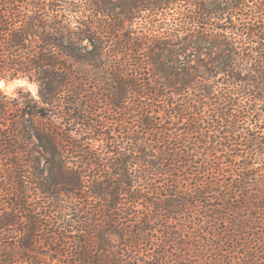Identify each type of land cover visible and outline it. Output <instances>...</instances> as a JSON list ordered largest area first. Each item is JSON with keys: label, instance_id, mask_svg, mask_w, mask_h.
Listing matches in <instances>:
<instances>
[{"label": "trees", "instance_id": "16d2710c", "mask_svg": "<svg viewBox=\"0 0 264 264\" xmlns=\"http://www.w3.org/2000/svg\"><path fill=\"white\" fill-rule=\"evenodd\" d=\"M182 2L187 12L173 18L169 33L152 43L134 41L130 63L116 65L102 60L103 49L95 38L90 54L73 46L71 23L63 12L70 10L71 1L0 0V75L4 71L12 78L20 72L36 76L41 102L55 105L58 123L48 130L36 121L30 127L17 122L21 129L13 128L15 140L35 136L36 147L50 154L52 184L41 188L53 199L44 203L43 218L37 217L32 202L28 204L34 195L28 187L27 198L14 201L13 207L30 217L22 221L11 213L0 217V234L7 240L0 237V264H29L33 254L41 252L40 232L52 234L49 245L65 239L67 248L73 246L57 251L60 264H264V248H239L264 245V154L257 153L264 145V0H134L132 5L139 14L157 15ZM28 8L34 15L26 20ZM146 60L150 72L140 73ZM90 63L95 80L109 85L106 98L120 111L121 124H126L128 112L135 118L133 158L121 150L111 151L112 156L105 153L111 148L109 139L102 145L105 151L94 150V143L103 141L107 132H101L100 118L92 120L87 114L89 101L97 99L87 93ZM75 70H82L83 79L75 84L78 90H71L65 83L70 82L69 75L77 77ZM152 79L159 90L149 83ZM131 88L136 97L126 104ZM65 92L70 94L60 105ZM43 105L29 113L46 117ZM2 115L0 111V119ZM247 122L254 129L236 135ZM60 124L68 133L60 130ZM235 144L248 152L237 154ZM198 153L205 174L200 186L185 193L194 202L178 193L164 199L153 196L157 200L146 204L149 212H140L133 226L128 219L132 213L127 212L132 205L120 197L142 199L144 190L153 189L154 175H165L155 173L152 165H163L168 157L167 161L173 159L169 164L173 170L179 155ZM139 162L147 165L138 170ZM172 173L167 175L176 181L178 176L173 179ZM124 214L128 216L122 218ZM123 219H128L131 232L122 238L127 239L125 246L157 248H118L110 229H121ZM225 244L233 248H216ZM34 260L31 263L42 264Z\"/></svg>", "mask_w": 264, "mask_h": 264}, {"label": "rangeland", "instance_id": "374dc122", "mask_svg": "<svg viewBox=\"0 0 264 264\" xmlns=\"http://www.w3.org/2000/svg\"><path fill=\"white\" fill-rule=\"evenodd\" d=\"M69 1H71L72 3L69 7L70 10H66L63 12L66 13L69 18L68 21H70L69 23H71L69 29L74 40L73 46L83 49L84 52L90 54L93 46L91 38H95V41L99 42L103 49L101 50L102 60L104 62L108 61L109 64H113L110 61L113 60L116 65H122L125 62L130 63L132 50L131 48L134 41L138 42L139 44H141L142 42L144 43V41L152 43L154 42V40L159 39L160 37H164L165 33H169L172 30L173 18L179 19L182 17L181 13L187 12L184 2L177 5L173 9L168 8L156 15L154 14V12L152 13L150 11H143L140 14L137 13L132 5L134 0ZM132 10H134L133 13ZM25 13L26 20L34 15L31 11V8H28ZM59 13L61 15L63 14L62 12ZM81 24H86L88 26L87 29L82 27ZM120 25L122 26L119 28ZM81 33H83L82 37L78 38L79 34ZM142 48H146L145 45H143ZM114 49L116 51V54L113 51ZM143 53L145 54L146 52L140 51L141 55H143ZM142 62L143 66L140 68V73L145 71L150 72L148 65H145L147 63V60ZM0 64H2L1 60ZM92 67H94L92 63L87 65L90 74H92L90 78L89 76L85 75L86 81H90L87 84L89 86L87 93L89 97L92 98L97 96V99H91L92 101H89L91 106L90 108H87V114L90 115V118L92 120L100 118L99 120L103 122L100 130L101 132H107V135L103 136L105 137L103 141L94 143V150L102 149L103 151H105V147L103 148L102 145L106 143L105 140L109 139V141L111 142V148L109 147V149H107L105 153L107 151L111 152L113 150H121L127 155H130L131 158H133V154L136 153V150L132 145V137L136 128H131V125L136 123L135 118H131L132 112H128V115L126 114V124H128L127 126L129 127V130L125 129L126 124H124L123 126L120 121V111L116 107H112L109 104L108 99L106 98L107 94L105 91L109 89V85L99 78L95 80L96 74L94 75ZM81 71H72V73L77 74L76 78L73 77V74L71 76L69 75L70 82L68 84L65 83V85L71 86V90L79 89L77 87L75 88V84L78 85L79 80L83 79V76L80 75ZM2 72L4 76L0 75V111L4 115H2L0 119V217H3L4 215L10 213L13 214L19 221L25 220L27 217H30L29 213L23 210H19V208L15 209V207H13V204L16 203L14 201L20 202L21 198H27L26 190L29 187L31 188V190H33L34 195H31V197L28 199V204L32 202V205H34V208H36V213H34L35 216L43 218L41 216V210L45 207L44 203L47 201V199H53V196L50 192H45L41 188L44 183L52 184L49 181L53 175V172L51 171L49 159H47L49 158L50 154L44 148L38 149L36 147V145L39 143L38 138H36L35 136L31 139L16 138L15 140L13 137V128H17V130L21 129V126H17V122L24 123L25 121V124L30 127L32 121H36L38 124L41 122L44 129H52V126L54 128V124H58L54 122V112L57 111V108L53 104L43 105V103L41 102L43 100L41 87L36 80V76H30L33 75L32 73L20 72L18 75L12 78L10 73H6L4 71ZM107 76L109 75H106V77ZM92 77L93 79L90 80ZM152 80L149 81V83H153L152 87H158L154 83L155 80ZM65 85L64 83L62 84V89ZM159 88L160 87H158L157 90H159ZM107 93L109 94V91H107ZM58 94L60 95V93ZM67 94L70 93H62V97L57 95V97L59 96L61 98L59 103L60 105H64V98ZM131 96L133 98L136 97V94L133 92L132 88L131 90L127 89V96L125 100L126 104L130 103ZM69 97L72 98V95L68 96V98ZM42 105L46 106V117H33L29 113L30 110H34V108L37 110V108L41 107ZM59 126L61 127L60 130H62L64 133H68V131L64 127V124H60ZM70 128L75 127L74 125L70 124ZM238 128L239 129L237 130L236 135L245 136V133H247L248 130L254 129V126L250 125V123L247 122L246 124H243ZM69 134H71L70 131ZM232 143H235V141H233ZM233 148L234 152H236L237 154H243L245 150L248 152L245 146L235 144L233 145ZM257 151V153L262 152L264 154V145H262L261 149H258ZM110 152H108V154L112 156L114 152ZM154 152L153 154H157ZM200 156L201 153H198V156L196 157L189 156L188 158L179 155V157L177 158L179 161H175L177 165L175 166L176 168H173V170H170L172 169V167L171 165H169L170 162L173 161V157H170V160L172 159L171 161L166 160L168 159V157L165 158L163 165H152V170L155 173L158 171L165 175H161L159 173L154 175V179L152 183H150L153 189H151L150 192L149 189L144 190L145 196H143L142 199L134 200L133 198L131 199L130 196L120 197L121 202L127 203L130 206L132 205L127 212L132 213L130 215V218L128 219L132 221L133 226H137L140 212H143L144 214L149 212L147 210L146 204L151 200L152 202L157 200L156 198L154 199V197H159V199H161L163 196L164 199L165 197H172L171 195L174 193H178L179 196L181 195L182 197H186L185 199H188L189 202H194V198L192 196L189 198V196L185 195V193L188 194L191 191L195 190L198 186H200V178L204 177V170L206 168L204 166H201L203 161H197ZM139 157L142 159L140 161H143L145 159V157L143 158V156L141 155V152L139 153ZM181 159L182 161H184L183 165L181 164ZM149 160H153V157H149ZM223 160L225 159L223 158ZM187 161L193 163H187L186 166L185 163ZM140 165L144 166L147 164H145V162H139V166L137 168L138 170ZM258 165L259 164H257L256 166ZM224 166L225 168H227L228 163ZM135 173L136 171L134 170L133 174L135 175ZM169 173H172L173 179L176 178V175L178 176V179L176 181L172 180L169 175H167ZM65 188H67V186ZM208 188H212V186L207 187V190H209ZM153 190H155L156 193H153ZM210 195L212 196L213 193H210ZM213 197L218 198L219 195H213ZM199 200L204 199L201 198ZM217 200L218 201L216 203H222L221 200ZM91 202L96 204L95 200ZM192 211L196 213V211ZM51 215L53 217H57L56 214ZM126 216L128 215L124 214L122 215V218H126ZM187 216H190V214H187ZM128 219L122 220V223L119 226L121 229H119L118 227H112L110 229L114 235L113 239L116 241L118 248H157L145 245H140L139 247H131L128 245L125 246L124 244L127 239L122 238L127 237V235L131 233L127 229V227L129 226V223L127 221ZM120 233L122 235H120ZM40 234L43 236L41 241L42 243L40 244V246H38V248H42L41 252L42 250L43 252H40V254L38 253V255L33 254V259H30L28 261L29 264H33L31 263V261L35 262L34 258L39 259L37 262L42 264H60V262L58 261V257L60 254L57 251L67 249L71 250L73 247L72 243L74 235H69L70 238H73L72 240L70 239L69 242L70 246L72 247L67 248L65 245V239L61 240L62 242L58 245H49L51 243V238L49 236L52 234L49 233L50 235H47L45 234V232L44 234L40 232ZM76 235V238L80 237L79 234ZM83 236L84 235H81V237ZM0 237L3 238L2 241L7 242L2 234H0ZM5 248L8 247L5 246ZM216 248L233 247L231 245L225 244ZM239 248H264V245L262 247L251 245Z\"/></svg>", "mask_w": 264, "mask_h": 264}]
</instances>
